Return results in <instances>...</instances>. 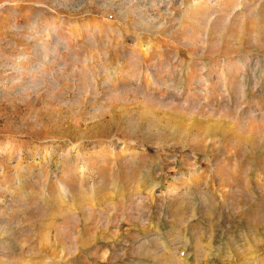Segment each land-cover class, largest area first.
Returning <instances> with one entry per match:
<instances>
[{"label": "rangeland", "instance_id": "1", "mask_svg": "<svg viewBox=\"0 0 264 264\" xmlns=\"http://www.w3.org/2000/svg\"><path fill=\"white\" fill-rule=\"evenodd\" d=\"M0 264H264V0H0Z\"/></svg>", "mask_w": 264, "mask_h": 264}, {"label": "bare ground", "instance_id": "2", "mask_svg": "<svg viewBox=\"0 0 264 264\" xmlns=\"http://www.w3.org/2000/svg\"><path fill=\"white\" fill-rule=\"evenodd\" d=\"M74 150H75V146H71L69 148V151L66 152L65 156L66 157L70 156Z\"/></svg>", "mask_w": 264, "mask_h": 264}]
</instances>
